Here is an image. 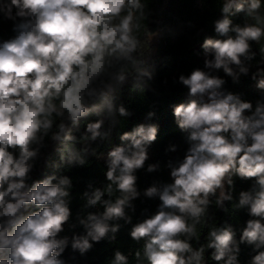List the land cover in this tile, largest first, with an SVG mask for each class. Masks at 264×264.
I'll return each instance as SVG.
<instances>
[{
    "label": "clouds",
    "instance_id": "1",
    "mask_svg": "<svg viewBox=\"0 0 264 264\" xmlns=\"http://www.w3.org/2000/svg\"><path fill=\"white\" fill-rule=\"evenodd\" d=\"M262 3L264 0H248L247 8L237 0L224 3L225 15L215 22V31L226 38L204 41L205 52L214 56L205 61L206 67L223 68L235 78L229 66L234 64L247 74L241 57L252 58L249 42H259L264 27H230L232 21L227 14L235 8L236 12L246 11L253 16ZM142 7L141 0H0V13L5 18H21L15 26L16 37L0 44V218H5L0 221V264H63L57 257L68 241L57 236L69 220L65 197L71 181L65 176L53 184L56 177H49L28 188L25 179L32 168L28 161L37 154L29 146L41 130L47 134L51 129L53 113L63 117L66 112L74 124L79 118L99 115L104 109L109 115L117 110L121 116L128 115L123 106L116 109L112 100L92 85L106 73V64L110 65L107 58L135 63L132 54L138 40L133 28L139 25H133L132 10ZM126 9L127 14L119 23H113ZM230 31L234 37L228 35ZM258 73L264 76V68ZM114 78L123 82V70ZM180 81L188 86L191 96L207 95L206 103L198 104L194 99L174 108L180 128L191 129L189 139L196 143L179 166L172 169L173 183L162 191L155 186L147 189L145 195H158L162 203L154 216L133 227L131 237L137 241L148 238L144 246L148 264H208L209 258L215 264H238L239 243L254 244L256 249L264 247V104H258L253 112L251 102L219 91L224 80L199 69L187 78L181 76ZM257 87L264 89V78L258 80ZM97 97L100 103L86 106L88 100ZM246 110L251 115H245ZM102 124L103 120L88 123L86 132L90 136L84 139L106 137L108 133L100 131ZM58 127L61 132L65 130L64 123ZM156 136L155 125L141 124L121 136L129 144L109 152L106 179L110 183L105 191L111 195L115 185L120 196L115 202L103 201L102 215L89 214L87 220L80 221L87 234L74 238L73 249L84 253L92 247L89 238L99 242L109 231L118 230V225L110 226L108 221L125 218V207H131L130 200L138 196L133 173L143 167L147 159L145 146ZM52 138L61 137L56 133ZM64 139L73 137L66 135ZM10 149H19V156L15 157ZM70 152L74 153V149ZM69 163L83 165L85 161L70 154ZM155 167L150 165L148 170ZM233 173L242 179L255 178L253 189L240 192L236 205L247 207L254 219L246 222L239 243L231 226L210 230L206 248L213 251L206 258L205 246L194 250L190 242L195 224L205 213L209 196H215L218 189L217 205L223 206L225 200L232 199L225 182L229 188L233 186ZM102 195L96 190L88 205H96ZM26 204L42 207L21 217L18 213ZM112 264H128V259L116 251ZM252 264H264V251L253 257Z\"/></svg>",
    "mask_w": 264,
    "mask_h": 264
},
{
    "label": "trees",
    "instance_id": "2",
    "mask_svg": "<svg viewBox=\"0 0 264 264\" xmlns=\"http://www.w3.org/2000/svg\"><path fill=\"white\" fill-rule=\"evenodd\" d=\"M226 2L227 0H141L143 7L132 10L133 25H139L138 28H133V35L138 40L137 49L132 54L135 63L123 59L117 60L114 57L107 58L110 65L106 64V73L92 85L98 92H102L112 100L116 109L123 106L128 115L121 116L118 110L109 115L107 109H104L99 115L93 113L81 117L74 124L66 112L63 117L53 113L51 129L47 134L41 130L37 134V140L30 144V150H36L37 154L28 161L32 165L25 179L28 188L49 177H56L52 180L53 184L58 183L59 178L65 176L71 181V187L67 189L69 195L65 197L70 209L69 220L57 236V239L66 237L68 241L63 252L57 257L63 261V264H112L116 251L127 257L128 264H148L144 255V246L148 238L144 237L137 241L131 237V231L138 223L154 216L162 201L158 195L149 197L145 193L150 187L155 186L162 191L165 185L173 183L172 169L179 166L189 148L196 143L189 139L191 129L180 128L174 115V108L194 99L198 104L208 102L206 94L191 96L188 86L180 81L181 76L187 78L194 70L199 69L210 76L224 80L219 91L225 95L232 93L241 101L251 102L253 112L258 104H264V89L257 87L258 80L264 78L258 73V69L264 68V53L261 52L264 48V36L259 42H249L251 59L241 57L242 66L248 69L247 74L241 73L239 67L234 64L229 66L233 69L235 78L226 74L223 68L205 66V61L213 59L214 56L205 52L204 41L226 38L215 31V22L225 15L222 8ZM237 2H244L247 8L248 0H237ZM126 14L127 9L113 23H119ZM227 15L232 21L230 27L254 24L264 27V3L250 17V23L247 21L249 16L246 11L236 12L233 8ZM256 17L260 18L259 21ZM20 22L21 18L7 19L3 13H0V44L16 37L15 26ZM228 35L234 37L235 33L230 31ZM120 70L125 74L123 82L114 78ZM100 102L97 97L88 100L86 106L91 107L93 103ZM54 103L58 104V101ZM245 115H251V112L246 110ZM97 120H103L100 131L108 135L104 138L97 137L95 140L84 139L85 136H90V133L86 132L87 124ZM60 123L65 125L63 132L58 127ZM141 124L155 125L157 136L155 141L145 146L147 159L143 167L133 173L136 176L135 187L138 196L130 200L131 207H125V218L108 221L110 226H119L115 233L109 231L99 242L91 241L89 238L92 247L84 253L79 249H73L74 238L87 234V229L80 221L87 220L89 214L102 215L105 211L103 201L115 202L120 196L115 185L111 195L105 191L110 183L106 179L108 154L116 147L129 144L130 141L121 140V136L125 132H132ZM56 133L61 137L59 140L52 138ZM66 135H70L73 139L65 140ZM73 149L74 153H71L70 150ZM10 151H13L15 157L19 156V149H10ZM62 152L63 159H61ZM70 154L74 158H82L85 163L70 164ZM150 165H156L153 171L148 170ZM231 179L233 186L229 188L225 182V190L231 193L232 199L225 200L223 206L217 205L216 200L220 191L218 189L215 196H209L210 203L200 222L195 224V235L191 237L190 242L194 250L201 245L205 246L206 258H209V254L213 251L206 248L210 230L231 226L239 243L246 222L254 219L250 216L247 207L237 208L236 205L240 192L253 189L255 178L242 179L233 173ZM96 190L104 193L101 201L96 205H88L89 197ZM39 207L26 204L18 215L26 217L32 212L39 211ZM3 219L5 218H0V221ZM189 223L194 221L189 220ZM181 239L187 237L182 236ZM259 251H264V247L256 249L254 244L239 243L238 264H252L253 257ZM137 252L140 254L139 257L135 255ZM208 264L215 262L209 258ZM219 264L224 262L220 261Z\"/></svg>",
    "mask_w": 264,
    "mask_h": 264
},
{
    "label": "rangeland",
    "instance_id": "3",
    "mask_svg": "<svg viewBox=\"0 0 264 264\" xmlns=\"http://www.w3.org/2000/svg\"><path fill=\"white\" fill-rule=\"evenodd\" d=\"M250 17H251V16H249L248 19H247V21H248L249 23H250V19H251ZM203 96H204V95H203Z\"/></svg>",
    "mask_w": 264,
    "mask_h": 264
}]
</instances>
